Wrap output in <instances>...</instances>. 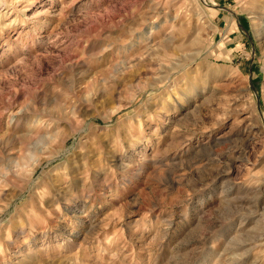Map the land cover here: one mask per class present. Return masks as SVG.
Masks as SVG:
<instances>
[{"label":"rangeland","instance_id":"obj_1","mask_svg":"<svg viewBox=\"0 0 264 264\" xmlns=\"http://www.w3.org/2000/svg\"><path fill=\"white\" fill-rule=\"evenodd\" d=\"M0 264H264V0H0Z\"/></svg>","mask_w":264,"mask_h":264}]
</instances>
